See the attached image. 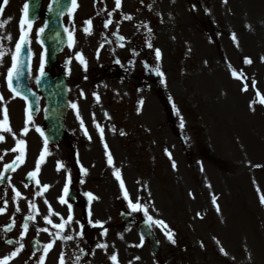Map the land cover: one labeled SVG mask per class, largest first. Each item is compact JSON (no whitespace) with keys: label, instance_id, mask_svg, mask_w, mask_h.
<instances>
[{"label":"rangeland","instance_id":"obj_1","mask_svg":"<svg viewBox=\"0 0 264 264\" xmlns=\"http://www.w3.org/2000/svg\"><path fill=\"white\" fill-rule=\"evenodd\" d=\"M75 4L65 17L69 42L58 57L67 68V127L75 137V143L66 136L60 144V176L65 182L75 177L70 163L76 160V182L99 186L102 197L95 199V207L100 209L90 220L105 223L107 247L93 250L92 264H113L114 253L118 264H264V105L259 103L264 97V0H121L119 9L115 0ZM109 19L112 24L105 27ZM34 21L29 37L32 66H40L41 24ZM2 44L11 51L14 42L11 38ZM155 49L161 52L159 60ZM246 57L251 64L243 63ZM229 65L243 71L247 80L234 78ZM245 82L248 90L242 91ZM253 121L259 130L253 129ZM39 145L34 142L32 147ZM117 170L123 189L114 175ZM13 183L26 195L18 200L19 215L34 214L27 185ZM125 190L147 215L129 207ZM103 201L110 207L106 214ZM122 208L137 219L151 217L167 225L165 229L149 220L160 240L159 253L151 252L135 224H120ZM40 214L28 236L35 234L46 245L56 231L44 220L47 215ZM73 220L79 223L77 217ZM0 221L7 217L1 215ZM74 227L66 226L61 236L73 239H56L44 264H59L61 254L65 264H82L79 248L84 243ZM94 237L103 240V234ZM15 248L0 238V258ZM30 253L25 248L9 264H38L44 255Z\"/></svg>","mask_w":264,"mask_h":264},{"label":"snow or ice","instance_id":"obj_2","mask_svg":"<svg viewBox=\"0 0 264 264\" xmlns=\"http://www.w3.org/2000/svg\"><path fill=\"white\" fill-rule=\"evenodd\" d=\"M3 3L6 4L7 3V0H3ZM225 3H227V0H225ZM73 5L76 6L75 4V0H73ZM51 8V6H50ZM121 8V0H115V9H119ZM0 12H2V9H0ZM27 14H28V5L25 4L24 5V18H22L20 20V36H19V39L17 40L16 44H15V50L11 52V66L7 69V81H8V87L11 91H13L15 93V95L19 96L20 93L13 87V80H14V76L15 75H18L19 74V70L20 68L23 67V65H20L19 64V56L21 54V51H22V48L23 46L27 43V33L25 32L24 28H25V25H27V27L30 29L31 28V21H29L27 19ZM109 16H111V13H109ZM125 19H132L131 16H125L124 17ZM89 26L91 25V20L87 21L86 22ZM112 24V20L109 19L105 22V27H108V25ZM0 27H5V23L3 21H0ZM43 28L40 29L41 32H43ZM86 32H89V28H86L85 29ZM149 32H151V29H149ZM232 40L233 41H237V37L235 35V33L232 34ZM0 39H8V40H11V35L8 34L6 37H2ZM120 40H123L124 38L123 37H119ZM103 45H101L102 47ZM123 46V45H121ZM147 47L148 48H152V44L149 42L147 44ZM8 51L10 50H5L4 47H3V44L0 43V60L3 59V57L8 53ZM155 56H156V59L159 60L160 57H161V52L159 49H155ZM77 59L80 60V62L82 64L85 65V68H86V62L82 59V55L81 54H78L77 55ZM262 60H264V57L261 58ZM117 63H119V61L117 60ZM243 63L245 64H251L252 63V60L250 58H244L243 60ZM229 68L231 69V75L236 78V79H239V80H243V81H246L247 80V77H245L243 71H237L236 69L232 68L231 65H229ZM43 70H44V63H43V60H41V64H40V68H39V71L41 73V75L43 74ZM157 74L160 75V76H163V73L162 72H159V69L157 68ZM256 86V82L255 81H252V87L255 88ZM248 90V84L247 82H245L243 84V87H242V91H247ZM256 96L257 97H261V93L259 92V90L256 91ZM4 97L2 94H0V101H3ZM97 101H99V97L97 96L96 97ZM142 103V102H141ZM259 103L264 105V97H261L260 100H259ZM72 107L74 109L77 108V105L76 104H73ZM77 117L79 118V112L77 111ZM81 126L83 127V121L81 120ZM97 128H99V125H97ZM0 132H12V129H11V126H10V123H9V120H8V115H7V107L5 106L3 108V119H0ZM28 132V128L25 127L24 129H22V134H27ZM100 132H101V138H103V129H100ZM123 135V133H121ZM85 135H87V132L85 131ZM13 136H15V133H13ZM5 139V137L3 135H0V141H3ZM25 142L22 141V140H18L17 141V146L13 149H11L12 152H16L18 149L21 150L22 152V149H21V145H23ZM105 148L107 149V145L105 144ZM169 157H171V154L169 153ZM0 159H2V157H0ZM41 159H43V155L41 156ZM22 162V155H18L15 157V159L12 161V163H9V164H5L4 165V169L5 170H8V169H15L16 165L18 163ZM108 163L111 165L113 163L112 161V157H111V154L109 153L108 154ZM60 167H62L63 165H59ZM173 167H175V162H173ZM39 170V163H37L36 165V171ZM83 170V169H82ZM30 177L31 176H35L36 175V172H32V173H29L28 174ZM114 175L116 176V179L118 181H120V187L123 189L124 188V183H123V180L121 179V176H120V172L119 170H117ZM5 177L3 176V173H0V179H4ZM37 183H39L37 181ZM47 185L44 186L45 189H47ZM67 190V189H65ZM13 191L15 192V198H20L21 197V193L18 191V190H15L13 189ZM37 195H40V193H37ZM90 199L92 198L91 194H87ZM124 198L126 200L129 201V207L132 208L133 211H141L143 210L145 215H147V209L144 208L139 202L137 203H133L130 199H129V194L128 192L125 190L124 191ZM260 201L262 204H264V195H261L260 197ZM60 203H65V200L63 199V197L60 198ZM212 203L213 204H216V197L213 196L212 197ZM29 206L30 208L33 210V211H37L38 212V209H37V206L35 205V203L29 201ZM216 208H217V211H219V205H216ZM7 210V201L5 200L4 201V207H0V214H3L5 213ZM16 211H19V207L16 208ZM48 211L49 212H53L52 208H51V205H48ZM54 215L56 216H60L59 213H53ZM199 215V214H198ZM26 221L28 220H33L34 217L32 215H29L27 216L26 218ZM61 219V223H58V224H53L52 220L49 219L48 216H45L44 217V220L46 221V223L48 224H53V227L57 230L55 233H50L51 235H53V239L47 243L46 245H44V255H41L39 257V260H38V264H44V261H45V257L48 253L49 250L52 249V247L54 246L55 242H56V239H64V240H71L73 239L72 236L70 235H67V236H61V233L65 230L66 226L70 225L72 222H73V216L71 214V206L69 205V214L67 216V219H64V217H60ZM149 220L152 221V218L149 217ZM156 224H159L161 225L162 227H164L165 229L167 228V225L164 224L163 221H152ZM78 223V222H77ZM14 225H9V229L11 227H13ZM97 226H100V227H103V225L100 223V222H97ZM28 228H29V225L27 222L23 223L22 225V229L23 231L20 233L21 237H23L24 235L27 234V231H28ZM82 228V226H81ZM41 231H44V232H48L49 229L47 228H43V229H40ZM103 234H107V229L104 230V233ZM78 235H83V232L81 230L80 233H78ZM165 235L167 236V239L169 241H171L172 243H175V240L173 239V234L171 233V231H166L165 232ZM8 243H12V241H8ZM219 243V242H217ZM137 246H142V245H137ZM203 246V245H202ZM98 248H106L107 245H104V244H98L97 245ZM24 249V244H20L19 247H16L14 251H12L9 255H6L2 258H0V264H9V261L15 259ZM220 252L222 254H224L225 256L228 255V253L226 252V250L223 248V247H220ZM94 254V252H93ZM110 259L111 261H113V264H118V257H117V254H112L110 256ZM136 259H139V257H137ZM77 260H79V257H77ZM59 264H65V260H64V255L61 254L60 257H59ZM131 264V262H130Z\"/></svg>","mask_w":264,"mask_h":264},{"label":"flooded vegetation","instance_id":"obj_3","mask_svg":"<svg viewBox=\"0 0 264 264\" xmlns=\"http://www.w3.org/2000/svg\"><path fill=\"white\" fill-rule=\"evenodd\" d=\"M1 1L2 0H0V2ZM10 6H13V5H10ZM4 91L5 90L3 88V83L1 82V79H0V92H3V94L5 96H7ZM3 104L7 107V110L9 112L8 117L10 118L11 122L15 121L14 120V117H15L14 113H18L16 118H21V116H22L21 115V110H22L21 108L22 107H21L20 103H18L17 101H15L13 99H7V100L3 101ZM0 119H3V115L0 116ZM25 127H26V125L18 124L15 129H12V126H11L12 132H10V133L9 132H0V135H3L5 137V139L3 141H0V148L2 150L0 152V157L8 158V157H11L13 155H16V156L22 155V161H23L24 154H25V151L27 149V134L26 135L22 134V129H24ZM13 133H15V136H13ZM18 140H22L25 142L23 145H21L22 152L20 149H18L16 152H12L11 149H13L17 146ZM26 168L27 167L23 164H20V163L17 164L15 169H14V170H16L14 178H13V173H12L11 176L5 181L6 182L5 184L0 183V203L2 204V207H4V201L5 200L7 201V205H8V203H10L9 198L14 197L13 193L11 191H9V189L11 190V188L14 189L16 187L13 182H18V185H20L24 181V179L22 180V176L24 175ZM0 170H1V168H0ZM9 182H12L11 188L9 186ZM71 183L73 184L75 182H71ZM45 184H46V182H44L43 185L45 186ZM46 185L48 187L52 186L53 189L49 190L47 187V189H44V192L40 193L39 197L46 203H52L53 204L52 210L56 211L57 207L55 204H56V200L58 197L57 192H58V190H60V187H61L60 185H62V182H47ZM36 192L37 191H35V196H36ZM80 211L82 214L88 212L87 208L83 207V206L80 208ZM8 213L13 214L11 211H9ZM47 213L52 215L53 213H56V212H53V213L47 212ZM11 218H12V220H10V224L14 225L13 227H11V232L12 231L16 232V236L13 239L15 240V244H18L17 241L20 240L21 235L18 234L17 231L20 230L22 232L23 229H21L20 221L18 222V220H17L18 217L14 216ZM2 227H3V224H2Z\"/></svg>","mask_w":264,"mask_h":264},{"label":"water","instance_id":"obj_4","mask_svg":"<svg viewBox=\"0 0 264 264\" xmlns=\"http://www.w3.org/2000/svg\"><path fill=\"white\" fill-rule=\"evenodd\" d=\"M51 18H55V19H57V16L56 17H54V16H51ZM44 46H45V48H46V50L47 51H50V57H52V59H53V53H55V52H57L59 49H60V46H61V44L63 43L62 41L60 42V43H58V45H57V47L56 48H53V47H51L52 46V43H49L48 41H46V40H44ZM26 61H27V56H26V52L22 49V51H21V55L19 56V64L20 65H23V67H25L26 66ZM46 84H50L49 82L48 83H46ZM60 86L58 87V88H60L61 89V91H62V93L64 92V84H63V81H60L59 83H58ZM49 88H51V87H47V89H49ZM52 92V91H51ZM53 96H54V98L56 99L57 98V102H62L61 101V99H62V96H61V98L60 97H57L58 96V94H54L53 93ZM64 96H65V94H64ZM64 100H65V97H64ZM51 128H53V125L51 126ZM59 128H61V126H59ZM61 131V129L58 131V132H56V131H51V129L48 131V136H49V139L50 140H52V141H57L58 139H59V132Z\"/></svg>","mask_w":264,"mask_h":264},{"label":"bare ground","instance_id":"obj_5","mask_svg":"<svg viewBox=\"0 0 264 264\" xmlns=\"http://www.w3.org/2000/svg\"><path fill=\"white\" fill-rule=\"evenodd\" d=\"M251 125H252L253 129L259 130L258 123L255 124L254 121H253V123ZM261 231H263V230H261Z\"/></svg>","mask_w":264,"mask_h":264}]
</instances>
